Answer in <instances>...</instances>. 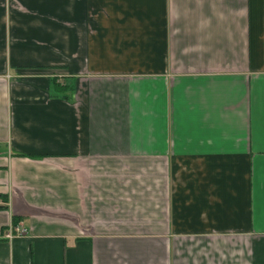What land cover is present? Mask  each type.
<instances>
[{
  "label": "crops",
  "instance_id": "obj_1",
  "mask_svg": "<svg viewBox=\"0 0 264 264\" xmlns=\"http://www.w3.org/2000/svg\"><path fill=\"white\" fill-rule=\"evenodd\" d=\"M0 264H264V0H0Z\"/></svg>",
  "mask_w": 264,
  "mask_h": 264
},
{
  "label": "built area",
  "instance_id": "obj_2",
  "mask_svg": "<svg viewBox=\"0 0 264 264\" xmlns=\"http://www.w3.org/2000/svg\"><path fill=\"white\" fill-rule=\"evenodd\" d=\"M27 235H28V230L26 228H24L23 226H16V227H11L6 236L8 239H13L15 237H23Z\"/></svg>",
  "mask_w": 264,
  "mask_h": 264
},
{
  "label": "trees",
  "instance_id": "obj_3",
  "mask_svg": "<svg viewBox=\"0 0 264 264\" xmlns=\"http://www.w3.org/2000/svg\"><path fill=\"white\" fill-rule=\"evenodd\" d=\"M55 85V89L57 92H68L69 91V88L68 87H62V86H59L57 84H54ZM15 223H17V221H15Z\"/></svg>",
  "mask_w": 264,
  "mask_h": 264
}]
</instances>
